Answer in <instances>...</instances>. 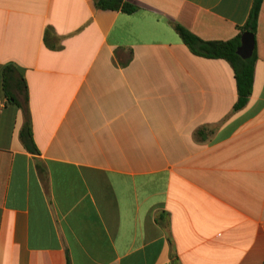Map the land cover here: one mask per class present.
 <instances>
[{
  "label": "crops",
  "instance_id": "1",
  "mask_svg": "<svg viewBox=\"0 0 264 264\" xmlns=\"http://www.w3.org/2000/svg\"><path fill=\"white\" fill-rule=\"evenodd\" d=\"M125 1L0 0V264H264V0L236 111L173 24L227 40L252 0Z\"/></svg>",
  "mask_w": 264,
  "mask_h": 264
},
{
  "label": "trees",
  "instance_id": "2",
  "mask_svg": "<svg viewBox=\"0 0 264 264\" xmlns=\"http://www.w3.org/2000/svg\"><path fill=\"white\" fill-rule=\"evenodd\" d=\"M260 0H252L245 22L238 27V33L227 40H202L189 32L177 23L173 24V29L180 41L193 54L206 58H221L231 67L236 97L232 104L231 110L236 111L243 107L250 93L252 68L254 61L253 48L248 58L242 59L235 53L238 45L239 34L242 31H249L252 35L255 31L256 15ZM93 5L97 9H121L124 12L135 10V5L125 0H93ZM14 67L11 64H5L1 70V89L6 99H12L22 112V123L18 130V138L25 148L33 149L30 122L26 110V91L22 79L19 75L13 78ZM13 80L12 87L21 95V102H17L15 97L10 93L8 82Z\"/></svg>",
  "mask_w": 264,
  "mask_h": 264
},
{
  "label": "water",
  "instance_id": "3",
  "mask_svg": "<svg viewBox=\"0 0 264 264\" xmlns=\"http://www.w3.org/2000/svg\"><path fill=\"white\" fill-rule=\"evenodd\" d=\"M253 48V35L249 31H242L239 34L238 45L235 53L242 59L248 58Z\"/></svg>",
  "mask_w": 264,
  "mask_h": 264
}]
</instances>
